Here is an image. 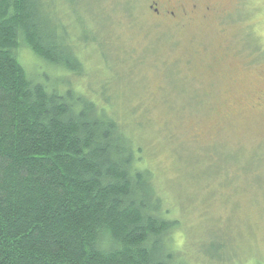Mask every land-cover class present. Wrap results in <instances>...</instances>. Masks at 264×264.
<instances>
[{
  "label": "rangeland",
  "instance_id": "374dc122",
  "mask_svg": "<svg viewBox=\"0 0 264 264\" xmlns=\"http://www.w3.org/2000/svg\"><path fill=\"white\" fill-rule=\"evenodd\" d=\"M106 1L50 0V20L82 49L80 73L25 47L20 63L129 123L139 164L177 222L178 258L264 264V105L252 107L264 91V0H199L200 14L178 22L153 17L148 0L113 11Z\"/></svg>",
  "mask_w": 264,
  "mask_h": 264
},
{
  "label": "trees",
  "instance_id": "16d2710c",
  "mask_svg": "<svg viewBox=\"0 0 264 264\" xmlns=\"http://www.w3.org/2000/svg\"><path fill=\"white\" fill-rule=\"evenodd\" d=\"M111 2L110 11L134 10V0ZM49 7L0 0V264H188L129 123L20 63L25 47L51 68L81 72L82 49Z\"/></svg>",
  "mask_w": 264,
  "mask_h": 264
},
{
  "label": "flooded vegetation",
  "instance_id": "af4514ba",
  "mask_svg": "<svg viewBox=\"0 0 264 264\" xmlns=\"http://www.w3.org/2000/svg\"><path fill=\"white\" fill-rule=\"evenodd\" d=\"M147 8L149 12L158 20H169L172 22H178L180 20L191 21L194 17L198 16L199 0H148ZM211 12L210 7H204L202 11L203 17L205 14ZM264 105V91L261 98L252 107H259Z\"/></svg>",
  "mask_w": 264,
  "mask_h": 264
},
{
  "label": "bare ground",
  "instance_id": "6f19581e",
  "mask_svg": "<svg viewBox=\"0 0 264 264\" xmlns=\"http://www.w3.org/2000/svg\"><path fill=\"white\" fill-rule=\"evenodd\" d=\"M80 98V97H79ZM79 104V103H78Z\"/></svg>",
  "mask_w": 264,
  "mask_h": 264
}]
</instances>
